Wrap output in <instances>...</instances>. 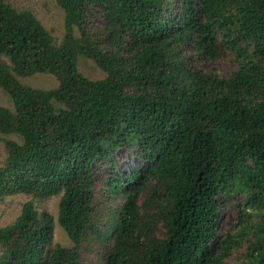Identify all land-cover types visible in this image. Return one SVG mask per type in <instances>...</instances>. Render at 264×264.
<instances>
[{"label":"trees","instance_id":"16d2710c","mask_svg":"<svg viewBox=\"0 0 264 264\" xmlns=\"http://www.w3.org/2000/svg\"><path fill=\"white\" fill-rule=\"evenodd\" d=\"M56 1L64 12L59 43L32 11L0 0V57L18 73L58 80L55 89L25 86L0 61V88L13 103L0 106V133L22 138L4 141L0 197L61 193L57 221L76 248L90 222L95 163L135 143L148 164L131 178L115 173L106 180L125 201L105 264H225L236 240L229 233L216 238L224 183L242 181L247 208L264 211V66L246 60L227 77L192 73L172 50L195 36L198 53L214 59L223 34L237 54L245 40L264 59V0H179L168 13L170 0ZM90 6L104 18L101 44L75 35ZM79 55L106 76H84ZM151 182L146 203L161 190L166 235L142 244L137 200ZM53 223L50 213L26 202L0 226V264H76L75 250L48 247ZM247 264H264V217L252 231Z\"/></svg>","mask_w":264,"mask_h":264},{"label":"rangeland","instance_id":"374dc122","mask_svg":"<svg viewBox=\"0 0 264 264\" xmlns=\"http://www.w3.org/2000/svg\"><path fill=\"white\" fill-rule=\"evenodd\" d=\"M17 10L28 9L42 22V24L53 35L56 42H60L64 33V12L56 0H3ZM179 0H170L167 13L171 7L178 10ZM86 21L81 30L75 27V35L82 42L99 43V37L103 35L104 18L95 7L90 6L85 13ZM166 17V13L164 15ZM218 55L214 59L202 57L195 44V36H190L175 45L173 55L180 53L182 67L185 71L214 73L220 77H227L236 72L241 63L246 60L257 61L261 59L264 66L263 56L253 53L254 44L240 40L243 53L237 54L227 37L221 34L216 40ZM129 51L125 48L120 51L123 57L128 56ZM260 57V58H258ZM12 70V73L25 86L41 89H55L58 80L49 73L35 72L30 75L21 74L12 68V64L5 56L0 57ZM78 70L92 80L104 78L106 73L91 58L79 55L77 62ZM178 79L176 83H181ZM130 89V87H129ZM0 106L13 107L8 94L0 88ZM59 106L58 103L55 104ZM5 139H12L18 143L22 142L21 136L17 134L0 133V167L5 163L7 149L4 145ZM148 162L142 157L138 144L124 145L115 149L112 157L100 160L94 166V183L92 188V202L90 222L85 230L83 239L75 248L74 242L69 238L64 229L57 221L58 203L61 193L37 198L30 194L9 193L0 197V226L10 224L20 214L23 205L31 202L37 212H48L53 216V238L48 247L59 243L68 252H77L76 264H105L107 256L113 250L115 237L118 231L117 216L125 201L123 190H112L106 185L109 176L120 173L132 177L135 168L146 166ZM153 182L148 184L137 200L139 205V216L142 225L137 228L136 234L143 244L149 240H160L165 238L166 228L163 224L161 208L166 207V201L161 194L153 201L146 203L150 198V190ZM249 192L244 189V184L239 180H230L224 183L217 194L220 222L216 230L218 241L225 238L229 233L236 243L225 259V264H247V248L256 223L264 217V211L249 209L246 200ZM140 244L141 247L144 245ZM68 262V261H67ZM66 262V264H67Z\"/></svg>","mask_w":264,"mask_h":264}]
</instances>
